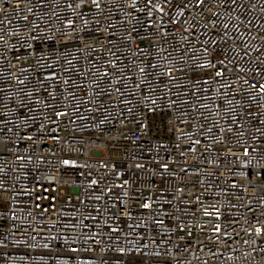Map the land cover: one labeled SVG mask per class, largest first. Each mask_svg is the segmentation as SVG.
<instances>
[{
  "label": "built area",
  "instance_id": "2783aa9c",
  "mask_svg": "<svg viewBox=\"0 0 264 264\" xmlns=\"http://www.w3.org/2000/svg\"><path fill=\"white\" fill-rule=\"evenodd\" d=\"M0 264H264V0H0Z\"/></svg>",
  "mask_w": 264,
  "mask_h": 264
}]
</instances>
